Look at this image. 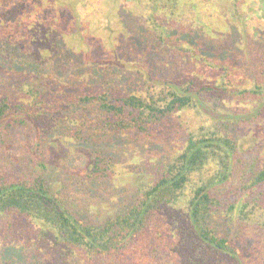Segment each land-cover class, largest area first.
<instances>
[{"label": "trees", "instance_id": "trees-1", "mask_svg": "<svg viewBox=\"0 0 264 264\" xmlns=\"http://www.w3.org/2000/svg\"><path fill=\"white\" fill-rule=\"evenodd\" d=\"M139 1L142 48L150 51L136 77L53 70L0 46V264H35L45 247L55 264H159L168 254L176 264H264V145L243 147L246 135L264 129V74L254 72L245 87L230 76L236 65L223 59L210 64L218 73L209 76L202 66L211 57L167 30L187 21L188 30L199 26V36L215 39L229 28L225 18L188 10L192 0ZM232 16L245 23L243 14ZM189 110L201 123L182 144L132 165L123 173L139 180L119 187L118 142L149 140ZM57 136L90 151L84 175L60 176L49 166ZM22 138L30 141L24 153ZM109 194L114 210L95 215L92 202Z\"/></svg>", "mask_w": 264, "mask_h": 264}, {"label": "rangeland", "instance_id": "rangeland-1", "mask_svg": "<svg viewBox=\"0 0 264 264\" xmlns=\"http://www.w3.org/2000/svg\"><path fill=\"white\" fill-rule=\"evenodd\" d=\"M232 4H235L234 11L243 14L245 23L241 26L232 16ZM191 7H196L197 11L207 8V13L214 11L216 16L225 18L229 28L218 29L213 39L205 36L203 31L199 36L198 31L204 30L199 26L188 30L192 24L186 21L187 25L180 24L182 27L169 26L170 36L178 44L188 39L186 45L198 46L204 55L211 57L202 66L209 76L216 78L218 73L210 64L226 59L236 65L238 71L230 74L233 81L238 83L239 80L241 85L251 87L256 76L254 72L264 74V0H192L187 9ZM143 13L139 0H0V46L9 45L19 55L30 54L53 70L69 67L75 73L81 67H87L94 70V76L106 74L111 77L114 74L120 77L125 74L132 78L136 77L133 74L135 66L142 64L144 54L150 51L142 48L146 46V39L140 36ZM178 33L182 35L178 36ZM196 36L199 38L193 40ZM134 38L140 43L139 47L132 43ZM86 77L90 80L91 76ZM86 77H80L79 83L86 81ZM97 82L103 83L104 79ZM200 123L201 117L196 112L183 111L156 129L149 140H120L116 146L122 149V160L115 178L119 187L131 185L140 178L134 173H123L128 168L173 153L182 144L187 130ZM21 142L24 146L19 152L24 153L30 147V141L22 138ZM263 145V128H256L243 139V147L248 151ZM14 148L16 146L11 145L9 151L14 153ZM45 160L60 176L84 175L90 167L91 153L83 145L57 136L49 145ZM116 202L117 198L111 194L105 199H95L93 213L104 216L114 210ZM34 263L55 264L52 250L46 247L39 250L34 254ZM159 264L176 262L168 254Z\"/></svg>", "mask_w": 264, "mask_h": 264}]
</instances>
